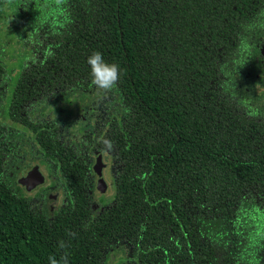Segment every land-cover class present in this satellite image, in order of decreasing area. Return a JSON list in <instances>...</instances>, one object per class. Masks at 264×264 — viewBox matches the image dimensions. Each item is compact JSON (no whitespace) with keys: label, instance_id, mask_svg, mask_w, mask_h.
I'll return each instance as SVG.
<instances>
[{"label":"trees","instance_id":"obj_1","mask_svg":"<svg viewBox=\"0 0 264 264\" xmlns=\"http://www.w3.org/2000/svg\"><path fill=\"white\" fill-rule=\"evenodd\" d=\"M263 13L264 0H0L7 117L95 87L93 51L121 70L103 125L76 143L45 137L69 187L44 225L0 186V264H102L116 246L123 264H264V116L247 115L234 80ZM103 142L112 191L92 215L73 153Z\"/></svg>","mask_w":264,"mask_h":264},{"label":"flooded vegetation","instance_id":"obj_2","mask_svg":"<svg viewBox=\"0 0 264 264\" xmlns=\"http://www.w3.org/2000/svg\"><path fill=\"white\" fill-rule=\"evenodd\" d=\"M248 38L247 60L240 75L234 73L235 86L239 93L253 98L254 107L263 109L264 56L260 51L264 47V13L263 20ZM104 101L109 103V108H104ZM114 101L112 93L91 87L60 90L25 101L9 117L0 108V186L30 213L38 215L43 225L64 205L69 187L62 168L49 166L43 144L46 135L50 133L63 142L76 143L104 124L110 107L116 106ZM106 145L103 142L89 152L73 153L88 175L86 190L92 215L100 213L107 205L112 191L115 160ZM102 185L104 188L100 191ZM113 252L119 259L115 264H123L125 250L116 246L110 249V253Z\"/></svg>","mask_w":264,"mask_h":264},{"label":"clouds","instance_id":"obj_3","mask_svg":"<svg viewBox=\"0 0 264 264\" xmlns=\"http://www.w3.org/2000/svg\"><path fill=\"white\" fill-rule=\"evenodd\" d=\"M49 55H52V53H49ZM244 62L239 63L236 69L238 66L242 67ZM86 63L90 68V77L93 86L105 93H109L116 88L121 78V70L117 64L106 62L102 53L99 51H93L88 55ZM247 115L251 118H257L264 116V113H262L259 108L250 107L247 111ZM51 264H56V261L52 260Z\"/></svg>","mask_w":264,"mask_h":264},{"label":"rangeland","instance_id":"obj_4","mask_svg":"<svg viewBox=\"0 0 264 264\" xmlns=\"http://www.w3.org/2000/svg\"><path fill=\"white\" fill-rule=\"evenodd\" d=\"M7 42L8 41L4 40V36L3 35L2 36L0 35V55H3L7 59L12 60L14 58L13 53H10L9 54L8 52H6V47L5 46L9 44ZM14 50L15 49H13V51ZM96 90H97V88H96ZM109 94H111V93L109 92ZM108 104L109 103L107 101H104L102 105L104 106V108H109ZM118 261H119L118 254H116V253L113 252V253H108L107 255H105L102 264H115Z\"/></svg>","mask_w":264,"mask_h":264},{"label":"water","instance_id":"obj_5","mask_svg":"<svg viewBox=\"0 0 264 264\" xmlns=\"http://www.w3.org/2000/svg\"><path fill=\"white\" fill-rule=\"evenodd\" d=\"M260 53L264 56V47L262 48V50L260 51ZM263 85H264V77H263ZM103 188H104L103 185L100 186V187H99L100 191H103Z\"/></svg>","mask_w":264,"mask_h":264}]
</instances>
